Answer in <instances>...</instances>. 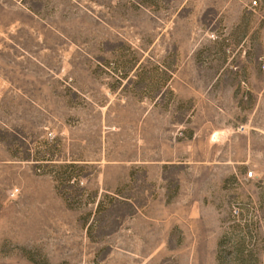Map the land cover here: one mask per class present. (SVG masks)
Returning <instances> with one entry per match:
<instances>
[{
	"label": "rangeland",
	"instance_id": "rangeland-1",
	"mask_svg": "<svg viewBox=\"0 0 264 264\" xmlns=\"http://www.w3.org/2000/svg\"><path fill=\"white\" fill-rule=\"evenodd\" d=\"M0 264H264V0H0Z\"/></svg>",
	"mask_w": 264,
	"mask_h": 264
}]
</instances>
